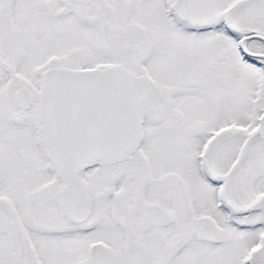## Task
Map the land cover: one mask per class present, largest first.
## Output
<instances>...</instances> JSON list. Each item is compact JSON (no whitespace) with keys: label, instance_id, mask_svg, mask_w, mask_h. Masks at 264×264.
<instances>
[{"label":"snow or ice","instance_id":"snow-or-ice-1","mask_svg":"<svg viewBox=\"0 0 264 264\" xmlns=\"http://www.w3.org/2000/svg\"><path fill=\"white\" fill-rule=\"evenodd\" d=\"M0 264H264V0H0Z\"/></svg>","mask_w":264,"mask_h":264}]
</instances>
